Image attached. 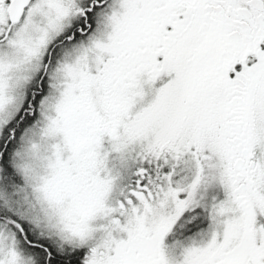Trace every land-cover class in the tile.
<instances>
[{"label": "snow or ice", "instance_id": "6c2138e0", "mask_svg": "<svg viewBox=\"0 0 264 264\" xmlns=\"http://www.w3.org/2000/svg\"><path fill=\"white\" fill-rule=\"evenodd\" d=\"M0 264H264V0H0Z\"/></svg>", "mask_w": 264, "mask_h": 264}]
</instances>
